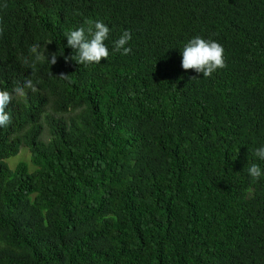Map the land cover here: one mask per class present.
I'll list each match as a JSON object with an SVG mask.
<instances>
[{
  "label": "trees",
  "instance_id": "1",
  "mask_svg": "<svg viewBox=\"0 0 264 264\" xmlns=\"http://www.w3.org/2000/svg\"><path fill=\"white\" fill-rule=\"evenodd\" d=\"M85 21L109 57L66 63ZM0 28V90L39 81L0 128V264H264V0H0ZM196 36L224 49L208 78ZM35 43L57 63L31 75Z\"/></svg>",
  "mask_w": 264,
  "mask_h": 264
},
{
  "label": "clouds",
  "instance_id": "2",
  "mask_svg": "<svg viewBox=\"0 0 264 264\" xmlns=\"http://www.w3.org/2000/svg\"><path fill=\"white\" fill-rule=\"evenodd\" d=\"M87 27L81 26L75 30H70L65 33L67 39V47L71 48L75 55L65 56V62L74 60L79 65L99 64L102 60H107L109 50L106 41L109 38L110 29L103 21H85ZM3 29L0 28V34ZM132 36L129 31L125 30L123 34L114 41L113 52L128 55L132 52L130 47H126ZM51 43V42H49ZM41 46L35 43L29 48V55L19 58L21 66L31 69V75L35 74L37 64L42 61H47L50 65L57 63V54L53 53L50 58L45 56V49L40 50ZM182 68L194 70L196 73H202L204 78L211 77L219 69H223L225 65L224 49L222 45L213 40H205L199 36L192 38L185 44L182 52ZM60 55H63L61 53ZM69 76L60 75V79H68ZM195 79V78H193ZM30 77L23 81V84L16 85L12 91L0 90V128L7 127L11 122V117L6 111L8 106L15 98H25L28 95V90L35 93L38 91L37 84ZM256 156L260 160H264V147L256 149ZM249 175L258 180L262 175L261 168L252 163L248 167Z\"/></svg>",
  "mask_w": 264,
  "mask_h": 264
},
{
  "label": "rangeland",
  "instance_id": "3",
  "mask_svg": "<svg viewBox=\"0 0 264 264\" xmlns=\"http://www.w3.org/2000/svg\"><path fill=\"white\" fill-rule=\"evenodd\" d=\"M22 162L29 164L32 171L35 169L31 163V152L27 148H22L20 154L15 158H11L8 164L12 169H15Z\"/></svg>",
  "mask_w": 264,
  "mask_h": 264
}]
</instances>
